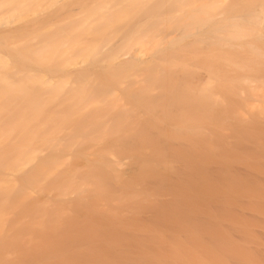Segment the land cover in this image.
<instances>
[{
    "label": "bare ground",
    "instance_id": "bare-ground-1",
    "mask_svg": "<svg viewBox=\"0 0 264 264\" xmlns=\"http://www.w3.org/2000/svg\"><path fill=\"white\" fill-rule=\"evenodd\" d=\"M66 1L78 4V8L73 9L75 12L65 8ZM239 1L237 0L235 3L232 0L229 4H225L224 0H0V25H8H6L8 28H0V39L2 40H0V233L4 231L3 222L5 219L7 220L3 217L2 211L6 206L19 209L22 220L27 217L24 224H28L29 230L45 229V216L60 219L65 216L64 212L73 208L76 210L77 206L85 207L90 197L87 190L92 188L85 181L95 171H97L94 174L95 177H99L101 181H99L101 185L98 186L99 189L97 190L100 191L101 189L104 193L105 189V192L109 194L115 188L112 185L114 184L113 181L110 182L111 178L121 181L120 174L118 175L120 172L116 166L118 158L114 159L112 153L114 151L112 148L115 149L113 144H117L118 140H111L112 144H109V147L113 146L111 149L104 150L100 146L95 149L102 139L101 136L103 138L109 136L107 138L109 140L111 136L120 133L118 136L122 138L119 140L120 143L130 144L132 133L127 139L124 136L126 133H130H128L129 125H132L133 128L138 129L136 135H139V138L137 141L139 140L138 144L141 145L145 142L150 143L149 136H151L152 130L155 128L163 130L158 127L157 121L164 124L163 127L166 131L169 130L166 129V126L172 125L177 133H182L180 135L185 133L193 135L192 132L195 129L207 133V127L206 130L203 129V124L208 123L205 119L213 121V118L218 119L222 115L229 117L238 114L232 120L237 119V117L246 122L250 120V118H246V120L242 117L241 112L244 109L240 110L242 108H238L239 105L233 106L235 103L232 101L239 98L248 100L245 97L246 91L249 94L252 91L253 96V92L256 94L258 90H264V0H242L241 3ZM44 8L45 10L52 8V10L44 13L45 18L38 20L39 16L37 15ZM13 21L18 24H11ZM20 33H23L25 39L22 41L12 39L15 34L19 36L17 34ZM241 92H245V96ZM257 96L258 99L264 97L263 94L261 97L259 94ZM251 101L252 103L245 101L249 110H253L254 107L255 110L259 109L258 104L255 106L253 100ZM262 107L264 106H260V108ZM255 110L254 112H256ZM260 112L259 109V114ZM256 113L255 116L258 115ZM262 115L260 114L263 119H259V115L256 119L263 121L264 116ZM223 118L226 119V117ZM229 119L231 118L229 117ZM257 120L252 119L250 122L257 124ZM221 121L220 125L223 121L224 124L227 122L222 118ZM245 121H241L240 124H251L249 121L247 123ZM228 122L232 124L231 127L235 128L233 121ZM211 123L214 124V122ZM244 124L243 127L246 129L241 126L239 129L240 134L244 135L243 138H250L252 134L257 136V133L262 130L257 129L259 130L257 133L255 130L252 133L255 127L253 126L254 128L249 131L247 130L249 124L246 126ZM260 127L262 128V126ZM82 132H88L87 134L89 132L101 133L100 137H97L100 134H94L93 137L86 134L89 140L92 138L91 142L87 139L90 145L85 144L89 146L88 151L85 150L86 152L83 149L84 152L80 150L83 147L80 146L83 144L81 142L85 135L81 141L78 135ZM176 132L165 138L159 136L162 140L159 143L167 147H163L165 150L173 149V152L172 150L171 152H162V154L166 152L165 155L170 154L166 156L168 159L176 153L174 151L179 152L175 154L177 161L173 160L175 163L179 162L181 167L177 165L179 171L176 170L175 173H185L186 179L178 184V178H173L176 176L171 175L174 173L172 171L174 166L172 165L173 168L166 166V172L162 171L165 175H154L156 177L153 178L155 180L153 184L158 181L157 183L161 184L162 188L166 187L165 192L167 189L170 197H166L168 200L164 199L163 201L158 199L163 203L159 204L153 212L144 208V202L141 203L144 210L140 209L142 213L147 211L148 214L153 213L154 217H157L156 220H159L158 223L162 221L166 223V226L178 229V232L182 233V238L172 236L174 242L164 244L166 240L163 238L164 236L158 239L157 234L156 236L152 234L153 238L156 237L158 240L156 242L158 250L155 251V254L154 252L150 254L144 250L148 245L144 243L148 240H144L141 242L144 244L143 252L133 251L135 248L131 247L133 254L135 252L141 254L133 255L127 252L125 258L123 255L122 261L126 259V263L129 264L130 261L128 262V260H132L136 256L139 260L132 261H137L139 264H260L264 260V212L258 211L260 218L258 219L259 222L255 224L240 222L243 225H249L246 230L238 227L236 221L227 225L219 220L214 222V228L208 227L204 220L211 217L212 214L207 212V209L202 210L200 208L204 209L208 203L215 205V207L221 205L219 194L223 192L215 188V191L212 190V192V187H205L208 182L204 179H207L208 175L205 176L203 168L200 165L197 167L198 163L194 164L191 161V156L185 154L184 151L187 150L189 154L195 155L199 159L202 154L201 158L206 156L205 152L197 147H187L188 142H192L196 138L191 140L184 136L180 137L179 133ZM154 134L158 137V134ZM207 134L210 135V133ZM263 134L261 133V135ZM230 135L235 136L234 134ZM198 136V139L201 137L204 141L209 139L207 136ZM217 137L220 138V136ZM174 139L178 140L177 144ZM183 139L186 140L183 141ZM157 140L159 139L157 138ZM209 141L215 143L212 139ZM218 141L216 142L218 143ZM260 142L262 141H257V143ZM138 144L135 145L138 146ZM169 144H175V149ZM178 144L182 145V150L179 149L181 146ZM220 144L222 143L218 144L219 147ZM177 145L179 147H176ZM199 145L204 148L203 144L200 143ZM213 146L214 144L210 147L214 151L218 150V146L216 150ZM221 146L224 147L223 144ZM253 147V151H257L254 150L257 146ZM89 148H93L91 152ZM196 148L198 152H196ZM261 148L263 149V147ZM193 150L195 151L192 153ZM228 150L229 147L226 146L220 151L223 154L224 152L229 153ZM80 151L83 152L82 156L86 159L82 165H85L86 162L89 163L87 152L95 154L94 161L96 163L92 164L91 162V166L86 164L87 168L81 172L76 171V168L79 169L78 167L68 170L60 167L68 161L70 155H76ZM246 151L249 149L244 150L247 154ZM122 152H127V150ZM132 152L130 153L133 155L136 151ZM232 153L231 151L230 154ZM261 153H264V150ZM254 154L255 159L257 155ZM233 155L235 154L233 153ZM237 155L240 154L237 153ZM163 156L161 155V157ZM259 156H261L260 153L257 157L259 158ZM77 157L81 158L79 155ZM91 158L93 159L92 156ZM173 160L170 159L169 161ZM140 161L134 166V170L139 172L138 177L140 179L146 180V176L155 174V171L159 174L162 173L154 170L157 167L152 164L149 165V162L147 164L142 160ZM201 161L205 164L208 162L213 164V160L210 161L208 157L199 160L200 163ZM190 162L192 164L189 165ZM92 165H95V168ZM120 165L118 164L119 167ZM217 166L211 165L209 167L208 165L207 167L206 165L203 167H207L208 172L212 170L214 176L224 180L222 182H225L227 177L229 179V176L235 173L233 168L236 167L234 165L231 167L233 173L228 172V176L226 175L227 172L224 171L225 166V169L220 164L218 166L220 168ZM227 166L229 167V165ZM246 168L248 167L246 166ZM252 168L254 169V166ZM199 169L200 172L203 171L201 174ZM241 169H237V172L242 171ZM220 170L223 171L220 172ZM111 172L114 174L113 177L110 175ZM77 173L84 176L83 178L80 177L82 182L78 183V180L75 179L78 177ZM220 173H223L226 178L224 179L225 176L222 175L220 178ZM246 175L250 177L247 173ZM167 176L176 179V185H180L183 189L179 190L180 187L178 186H175L179 188L177 192L171 189V184L175 183H169ZM191 176L193 178L200 176L199 178L202 180L199 178L197 180L201 183L194 181V179L190 180ZM136 177V174L132 175L131 181L137 179ZM178 177L180 179L179 175ZM228 179L226 180L227 183L229 182ZM51 180L57 182L54 194L51 192L52 189L46 190L45 193L44 184L46 181L52 182ZM146 181L148 183L149 180ZM152 182L149 181L150 184ZM193 183L194 186L191 185ZM211 183L209 182L208 186ZM128 186L130 185L128 184ZM135 187H137L136 183ZM35 190L41 192V197L34 198L36 195H32V192ZM158 190L155 191L158 193ZM116 191L115 193H117ZM139 197L141 196L139 195ZM239 197L238 195L232 198L231 204L233 206L237 207L236 201H239ZM45 199L47 200L45 201ZM142 199L144 201V198L138 201H142ZM88 204L90 205L91 202ZM141 205L138 204L137 206L141 207ZM148 206L146 204L145 207L148 208ZM77 210L81 211L79 208ZM47 211L50 213L47 214ZM165 211H168V214ZM190 212L194 214L190 215ZM117 213L120 214V212ZM145 213L144 215H146ZM78 214H80L79 211ZM86 214L88 215V213ZM89 214L92 215V213ZM201 215H203L202 220L200 219ZM98 217L100 216L94 218L95 223L99 222V220L96 221ZM197 219L206 224H201V221ZM103 222L105 224L108 221ZM103 222L100 221L103 229L107 228L109 224L104 227ZM73 223L78 227V223ZM100 223L98 224L100 225ZM209 224L211 225V223ZM74 225L73 227L76 229ZM84 226L83 224L82 227ZM224 226L230 231L228 237H237L241 243L226 242L227 235L223 234L219 228ZM98 227L94 229L98 230ZM12 229L14 232L18 230L16 226ZM126 229L129 228L126 227ZM141 236L144 237V235ZM39 244L41 245V242ZM164 245L169 251H166ZM39 247L41 248V246ZM150 247L153 250L155 245ZM40 248L38 251H41L43 255L45 251L42 250L44 248L41 250ZM129 255L131 256L127 259ZM41 261L38 262L37 260V263ZM137 262L132 263L138 264Z\"/></svg>",
    "mask_w": 264,
    "mask_h": 264
},
{
    "label": "rangeland",
    "instance_id": "rangeland-1",
    "mask_svg": "<svg viewBox=\"0 0 264 264\" xmlns=\"http://www.w3.org/2000/svg\"><path fill=\"white\" fill-rule=\"evenodd\" d=\"M232 0H224V2H225V4H229V2H231ZM235 1H237V0H235ZM234 0H233V2H235ZM239 1V0H238ZM242 2V0H240L239 1V3H241ZM235 3H237V2H235ZM65 8L66 9H68L69 11H73V9L74 10H76L77 8H78V4H76V3H74V2H70V1H66L65 2ZM72 6V7H71ZM71 7V8H70ZM45 8L41 11L40 10V12H39V14L37 15V16H39V19L38 20H41V19H43V18H45V14L44 13H46V12H49L50 10H52V8L51 9H46L45 11ZM44 11V12H43ZM78 11V10H77ZM73 12H75V11H73ZM42 15H43V17H42ZM20 23V22H19ZM11 24H16V22H11ZM18 24V23H17ZM16 24V25H17ZM7 25V24H6ZM6 25H4V24H2V25H0V28H8ZM15 26V25H14ZM10 27V26H9ZM12 27H13V25H12ZM17 33H19V32H17ZM21 34V35H20ZM20 34H17V35H19V36H16V34L14 35L15 37H13L12 39L13 40H20V41H22L23 39H25V36H23V33H20ZM2 36V35H1ZM3 36H11V35H3ZM22 36V37H21ZM1 40V39H0ZM2 41V40H1ZM3 51V50H2ZM4 51L5 52H7V50L6 49H4ZM263 72V71H262ZM260 75L262 74V73H259ZM258 75V74H257ZM1 88V87H0ZM262 91H264L263 89L262 90H258L257 92H256V94L258 95L259 94V97H261L262 96V94H263V96H264V92L262 93ZM244 96H245V92L243 93V92H241ZM246 99H248V100H244V99H238V100H233L232 102L233 103H235V104H233V106L234 105H239V107L238 108H242V109H240V110H243L244 109V111L243 112H241L238 108H237V110H239L241 113H242V117L243 118H250V120H247V122L249 121H252V119H254V120H257L256 118H258V115H259V119L260 118H262L261 116H260V114L262 115V113H264V107H262V108H260V106H264V97H262V98H257L258 96L255 94V92H253V96H256L255 98L252 96V91H251V95L249 94V92H247L246 91ZM260 93H262L261 95H260ZM262 99V100H261ZM251 100H253V102L255 103V106H257V104H258V107H259V109H260V111L262 112H260V114H259V109H257V110H255V107L253 108V110L252 109H250L249 110V106H247V104H246V102L245 101H247V103L249 102V103H252V101ZM240 101H241V104H240ZM244 103H243V102ZM261 101V102H260ZM259 102V103H258ZM238 103V104H237ZM243 103V104H242ZM261 104V105H260ZM236 106V107H237ZM247 107V108H245V107ZM244 107V108H243ZM247 109H248V111H247ZM254 110L257 112H254ZM255 113L256 114H258L257 116H255ZM238 115V114H237ZM237 115H234V116H237ZM234 116H229L231 119H229V117L228 116H219L218 117V119H215V118H213V121L211 120V119H205V121L206 122H208V123H204L203 124V129L204 130H208L207 131V133H210V135H208L207 133H205V132H200V131H198V129H195V130H193L194 132H195V134H194V132H192L193 133V135L192 134H186V136H185V134L184 135H180V133L181 132H178L179 133V136L181 137H186V138H190L191 140H193L192 138H196L197 140H199V141H201L202 140V142H199V141H194V140H196V139H194L192 142H194L193 144H191L192 142H188V145H187V147L188 146H193L194 148L195 147H197L198 149H200V150H202L203 152H205V157H208V158H210V161L211 160H213L212 162H213V164L210 162H208V164H205V163H202V161H201V163L199 162V160L201 159H204L205 157H203V158H201V156H203V154L200 156V159L197 157H195V155H191V154H189L188 153V151L186 150V151H184L185 152V154L187 155V156H191V161L194 163V164H197V167L200 165L201 166V168H203V170L205 171L204 173H205V176L206 175H208L207 176V179H204L206 182H212L211 184H212V186H210L211 184H209V186H208V183H206L205 184V187H212L211 188V191L213 190V191H215V189L216 190H219V191H221V192H223V193H220L219 194V196H220V200H221V205H217L216 207H215V205H213V204H211V203H208V206L207 205H205V208L203 209V208H200V209H202V210H205V209H207V212H209L210 214H212V216L211 217H207L205 220H204V222H207V226L208 227H213L214 228V222H216V221H223V223L224 224H230V222H237L236 224H238L237 226L238 227H240V228H242V229H244V230H246V228H249V225L248 224H245V225H243V223H240V222H243V221H245V222H249V223H253V224H255V223H257V222H259V213H258V211H260V212H264V177L262 178V176H264V173H262V172H264V155H262V154H264V153H261L262 152V150H264V134H263V130H264V127H263V125H264V120L263 121H259V120H257V124H256V122L255 123H251V124H249V123H247L244 119H242V118H240V117H237V119H235V120H232V119H234V118H236V117H234ZM240 116V115H239ZM262 116H264V114L262 115ZM223 117H226V119H224ZM234 117V118H233ZM221 118L223 119V120H226L225 122L227 123H225L224 124V121H223V123H221L222 125H220V122H222L221 121ZM263 119V118H262ZM210 120H211V122H214V124L213 123H211L210 122ZM218 120V121H217ZM220 120V121H219ZM228 121H233V126L235 127V128H233V127H231L230 125H232L230 122H228ZM241 121H245L247 124H249L248 126H247V130H249V131H251L254 127L256 128H254L253 129V131H252V133L254 132V130L256 131V133H257V131H259L260 129H262V130H260L259 132H260V134H259V132L257 133V136L256 135H254V134H252L251 132V134L253 135H251V137H250V135H248L250 138H243V134H240V132H239V129H241V127H243V124L241 125L240 123H241ZM260 122H261V124H260ZM210 123V124H209ZM217 123V124H216ZM228 123H230L229 124V126H227L228 125ZM157 124H158V127L160 128V129H163L164 130V124L162 123V122H160V121H157ZM207 124V125H206ZM216 124V125H215ZM238 124H240V125H238ZM246 124V125H247ZM263 124V125H262ZM209 125V126H208ZM245 124H244V126H246ZM262 126V128L260 127V126ZM166 126V125H165ZM237 126H239V127H237ZM241 126V127H240ZM254 126V127H253ZM257 126H258V128H257ZM167 128L166 129H169V130H158L157 128H155L154 130H152L153 132L151 133V136H149V142L150 143H148V142H145V143H143V144H138L139 143V140L137 141V139L139 138L138 136L139 135H136L137 134V131H138V129H135V128H133L132 127V125H129V129L130 130H128V133L129 134H127L126 133V135L124 136V138H126L127 139V137L129 136V135H131V133H132V135L130 136V138L132 139V141L130 142V144L128 143V144H122V143H120L121 141H119V140H121L122 138L121 137H118V136H120V133H118L116 136H111L110 137V139L108 140L107 138L109 137V136H107V137H104L103 138V136H101V133L99 132V133H92V132H89V134H87L88 132H82L80 135H78V137H80V141L83 139L82 137H84V135H85V137H84V139L82 140V142L81 143H83V144H81V146L80 147H82L80 150H86V151H88L87 149H88V147L89 146H86L85 144H89L90 145V142L92 141V138H91V140H89V138H88V136L89 137H91V135H92V137H93V135L95 134V135H98V134H100V135H98L97 137H100L101 136V140H103L102 142H101V140H100V142L96 145V148L95 149H98V147L100 146V148H103L104 150H108V149H111V147H113L114 146V148L115 149H113L112 148V150H114L112 153H113V155H114V159H117V168H118V170H119V172L120 173H118V175L120 176V180L121 181H119L118 179L116 180V179H112L111 178V181L110 182H112V183H114V184H112L113 185V187H115L113 190H111V188H109L110 190H111V192H109V194H107L106 192H105V189H104V193L101 191V189H100V191H98L97 189H99L98 188V186L99 185H101V181H100V178L99 177H95V173L97 172V171H95V173L94 174H92V176H90V178L89 179H87V181H85V183H89V187H92V188H90L89 190H87V192H89L88 194H89V198H88V202L86 203V206L84 207H81L80 208V206L78 207H76L75 209L76 210H70V211H68V212H64V214H65V216L64 217H62V218H60V219H54V217H49V219H48V217H46L45 216V229H42V230H29L28 228H29V226H28V224H24V222H26V220H27V217L26 218H23V220H22V217H21V215H20V213H19V209L17 210V208H10V207H5L2 211H3V214H4V218H7V220L5 219V221L3 222V228H4V231L3 232H1L0 233V264H21V263H23V264H123V262H124V264L127 262V260L126 259H124V261H122L123 260V258H125L127 255L126 254H128L127 252H129V254L130 253H132V248L134 249L133 251H136L137 250V252H138V250H139V252L141 251V252H143V249H144V244L143 243H141V242H144V240L146 241V240H148V241H146V242H144V243H147L148 245H147V247H145V251L146 252H149L150 254H153V252H154V254H155V251L156 250H158L157 249V247H156V242L158 241L157 239H156V237H154L153 238V235L154 236H156V234L159 236V237H157L158 239L159 238H161L162 236H164L163 238L164 239H166L165 240V242H164V244H167L168 242H169V244H172L173 242H174V240L172 239L173 237L172 236H174V237H176V236H179L180 238H182V233H179L178 232V229H176V228H171V227H169L168 225L166 226L165 224L166 223H164V222H162V221H160V223H158L159 222V220H156V218L154 217V214L153 213H151V212H153L154 211V209L160 204H162L163 202H161V201H159V200H164V199H166V200H168L167 198H169L170 196L168 195V192H167V189H166V192H165V188L166 187H163L162 188V185L161 184H159V183H155V184H153L154 183V177H156V176H154V175H158V176H163V175H165L164 174V172H166V169L167 168H165L166 166L167 167H172L173 168V166H174V170L172 169V171H174V173H171V175L172 176H176V177H173V178H178V184L182 181V180H184V179H186V176L184 175L185 173H183V174H176L175 173V171L176 170H178L179 171V169H177V167L178 166H180L181 167V164L179 163V162H177V163H175V161L174 160H176L177 161V158L175 159V154L177 153H179V152H177V151H174V152H176L173 156H171V157H169V159L166 157L167 155H165L166 154V152L168 151V152H171V150H172V152H173V149H171V148H168V150H165V148H167V147H165V146H163L162 144H160L159 142L160 141H162V140H160V137L159 136H161V137H167L168 135H172V134H174L176 131L174 130V128H173V126L171 125V126H166ZM207 127V128H206ZM209 127V128H208ZM226 127V128H225ZM206 128V129H205ZM243 128H245V127H243ZM216 129V130H215ZM220 130V132H219V130ZM246 129V128H245ZM257 129H259V130H257ZM210 130V131H209ZM213 130V131H212ZM218 130V131H217ZM233 130V131H232ZM244 129H242V131H243ZM175 131V132H174ZM228 131V132H227ZM241 131V130H240ZM245 132H246V130H244ZM134 132H135V134H134ZM170 132V133H169ZM230 132V133H229ZM154 133H156V134H158V137L154 134ZM168 133V134H167ZM172 133V134H171ZM177 133V132H176ZM177 133V134H178ZM242 133V132H241ZM261 133L263 134V135H261ZM88 136H87V135ZM167 134V135H166ZM182 134V133H181ZM207 134V135H206ZM230 134H234L235 136H233V135H230ZM247 134H249V133H247ZM152 135L154 136L153 138H152ZM191 135V136H190ZM194 135H196L195 137H194ZM197 135H199V136H202V137H204V136H207V137H209V139L208 140H206L207 141V143H209V144H207L206 143V141H204L203 139H201V137H200V139H198L197 138ZM229 135V136H228ZM156 136V137H155ZM190 136V137H189ZM198 136V137H199ZM217 136H220V138L219 137H217ZM247 136V135H246ZM116 137V138H115ZM169 137V136H168ZM225 139H224V138ZM86 138V139H85ZM157 138L159 139V140H157ZM163 138V139H164ZM206 138V137H205ZM214 138V139H213ZM79 139V138H78ZM90 141H88V140ZM105 139H107V140H105ZM113 139H117L118 140V143L117 144H113V146L111 145L110 147H109V144H112L111 143V140H113ZM130 139V140H131ZM210 139H212V141H214L215 143H217L216 141H218V140H222V141H218V143L217 144H215V143H213V142H211V141H209ZM156 140V141H155ZM175 141H176V139H174ZM184 140H186V139H183V141ZM226 142H225V141ZM242 140V141H241ZM259 140H261L262 142H260V143H257V141L259 142ZM85 141H87V142H85ZM178 141V140H177ZM177 141L175 142L176 144H177ZM209 141V142H208ZM236 141H237V143H236ZM138 144V146H136L135 144ZM157 142V143H156ZM170 143H172L171 141H170ZM174 143V142H173ZM203 144V146H204V148H202V146H200L199 144ZM210 143H212V145L214 144V146H213V148H215V150L218 148V150H216V151H214V149H212L210 146H212V145H210ZM219 143H222L223 145H224V147H229V153L227 154L226 152H224L223 154H221L222 152V150H223V148H222V144H220V147H219ZM255 143V144H254ZM133 144V145H132ZM226 144V145H225ZM260 144H261V146H260ZM103 145H105V146H103ZM132 145V146H131ZM140 145V146H139ZM156 145H158V146H156ZM168 145V144H167ZM175 145V144H174ZM174 145H171V144H169V146H173L174 147ZM179 145V144H178ZM176 146V147H179V146H181V148H179L180 150H182V145H179V146ZM245 145H246V149H245ZM249 145V146H248ZM103 146V147H102ZM115 146H119V147H115ZM120 146H122V147H120ZM131 146V147H130ZM161 146V148H158V147H160ZM168 146V147H169ZM218 146V147H217ZM243 146V148L241 149V147ZM253 146H257L254 150H257V151H253ZM258 146H260V147H258ZM79 147V148H80ZM106 147H107V149H106ZM156 147V149H154ZM163 147H165V148H163ZM186 147V146H185ZM186 147V148H187ZM217 147V148H216ZM250 147V148H249ZM252 147V148H251ZM261 147H263V149L261 148ZM117 148V149H116ZM148 148V149H147ZM163 148V149H162ZM195 149L196 150V152H198V149ZM208 150H207V149ZM220 148V149H219ZM247 148L249 149V151H250V153H249V151H246V152H248L247 154L244 152V150H247ZM91 149H93V148H89V151L91 152L92 150ZM151 149V151H149ZM162 149V150H161ZM174 149H175V147H174ZM178 149V148H177ZM190 149H192V148H190ZM251 149V150H250ZM82 150V151H83ZM124 150H127V152H122V151H124ZM134 152V151H136V152H134V154L132 155L130 152ZM142 152H141V151ZM155 150V151H154ZM195 150H193L192 151V153L195 151ZM221 150V151H220ZM226 150V149H225ZM259 150V151H258ZM82 151H80L79 153H76V155H70L69 156V159H68V161L67 162H64L63 163V165H61L60 167L61 168H63L64 170L65 169H75L76 167H78L79 169H77L76 168V171L77 172H81V171H84L86 168H87V165H89V166H91V162H92V164H94V163H96L95 161H94V158H95V154H90V153H88L87 152V156H88V159H87V161L89 162L88 164H87V162H86V164L85 165H82V163L84 164L85 163V161H86V159L82 156L83 155V152ZM85 151V152H86ZM94 151V150H93ZM111 151V150H110ZM164 151H166L165 152V154H162V152H164ZM190 151V150H189ZM220 151V152H219ZM233 152L235 155H233V153L232 154H230V152ZM251 151H253V152H251ZM81 152H82V154H81ZM132 152V153H133ZM157 152V153H156ZM200 152V151H199ZM202 152V153H203ZM258 152V153H257ZM237 153L238 154H240V155H237ZM242 153V154H241ZM244 153V154H243ZM252 153V154H251ZM253 153H255L257 156L259 155V153L261 154V156H259V158L256 156V158H258V159H254V156H253ZM154 154V155H153ZM209 156H208V155ZM229 154H230V156H229ZM254 154V155H255ZM79 155V157H81V158H78L77 156ZM161 155L163 156V157H161ZM170 155V154H169ZM197 155V154H196ZM242 155H244L243 157H241ZM250 155V156H249ZM91 156L93 157V159L91 158ZM198 156H199V153H198ZM157 157V158H156ZM173 157V158H172ZM239 157H241V158H239ZM160 158V159H159ZM125 159H127V160H125ZM168 159V160H167ZM170 159H174L173 161H169ZM197 159H199V160H197ZM217 161H219L218 163L216 162V160ZM261 159V160H260ZM140 160H142L143 162H145V163H147V164H149V165H154V166H156L157 168L156 169H154V170H157V171H160V172H162V171H164V172H162V173H160L159 174V172H156L155 171V174H151V175H147L146 176V180L148 179L150 182H152V184H150L149 183V181H148V183H147V181L146 180H144V179H140L139 177H138V175H139V172L138 171H135L134 170V166L136 165L135 163H137V162H141ZM159 160V161H158ZM166 162H165V161ZM122 161H124V162H122ZM208 161V160H207ZM249 161H251V162H249ZM80 162V163H79ZM149 162V163H148ZM196 162V163H195ZM204 162V161H203ZM206 162V161H205ZM214 162H216V163H214ZM249 162V164H247L246 165V163H248ZM260 162V163H259ZM262 162V163H261ZM122 163V164H121ZM126 163V164H125ZM162 163H164L163 165H162ZM118 164L120 165V167L118 166ZM156 164V165H155ZM189 165L190 164H192L191 162L190 163H188ZM219 164H220V166H225L226 167V169H225V167H224V169H223V167H222V169L225 171V172H227L226 173V175L227 174H229L228 172H230V173H233L232 171L234 170V172L235 173H233V174H231V176H229V179H228V177L226 178V176L225 175H223V173H220V178H221V175L222 176H225V177H223L224 179L226 178V180L228 179V183H227V181L225 180V182H222V181H224V180H222V179H219L218 177H216V176H214V174H213V171L212 170H209V172L207 171L208 169H207V167H208V165H209V167L211 166V165H218L219 166ZM244 164V165H243ZM252 164V165H251ZM256 164V165H255ZM82 165V166H81ZM130 165H132L131 167H132V169H131V167H130ZM173 165V166H172ZM178 165V166H177ZM206 166L207 165V167L205 168V167H203V166ZM227 165H229V167L227 166ZM233 165H234V167H236L237 169H241L242 167V171H240L239 170V172H237L238 170L236 169V168H233V170H232V168L231 167H233ZM86 166V167H85ZM94 166V168H95V165H92V167ZM124 166V167H123ZM160 166V167H159ZM194 166V165H193ZM199 166V167H200ZM217 166V167H218ZM246 166L249 168H246ZM254 166V169L252 168ZM216 167V169H218V168H220V167H218L217 168ZM259 167V168H258ZM200 168V169H201ZM215 168V167H214ZM255 168H258V169H255ZM200 169H199V172H200ZM227 169H228V171H227ZM252 169V170H251ZM91 170V169H90ZM137 170V169H136ZM223 170H220V172L221 171H223ZM248 172H247V171ZM254 170V171H253ZM258 170H261L260 172H257ZM92 171H93V169H92ZM131 171V172H130ZM178 171H177V173H178ZM246 171V172H245ZM137 172V173H136ZM181 172V171H180ZM198 172V173H199ZM201 172H203V171H201ZM201 172H200V174H201ZM251 172V173H250ZM158 173V174H157ZM203 173V174H204ZM246 173L250 176V177H248L247 175H246ZM262 173V174H261ZM78 174V177H76L75 179L76 180H78L77 182L79 183V182H82L83 180H82V178L84 177L83 175H80L81 173H77ZM125 174H126V176H125ZM128 174V175H127ZM136 174V178L137 179H133V181H131V179H132V175H135ZM225 174V173H224ZM243 174V175H242ZM257 174V175H256ZM93 175H94V178H92L93 177ZM112 177H113V173L111 172V174H110ZM124 175V176H123ZM178 175L180 176V179H179V177H178ZM194 175H196V174H194ZM193 175V176H194ZM199 175V174H198ZM234 175V176H233ZM240 176V178H239V176ZM255 175V176H254ZM193 176H191L192 178H189L190 180L191 179H194V181H198L197 179L200 177V176H196V177H194L193 178ZM202 176V175H201ZM228 176V175H227ZM80 177H82L81 179H80ZM121 177H122V179L123 180H127V181H123L122 179H121ZM125 177V178H124ZM130 177H131V179H130ZM150 177V178H149ZM165 177V176H164ZM168 178H169V180H168V182L169 183H171V182H173V183H175V182H177L176 181V179L174 180L171 176L169 177V176H167ZM183 177V178H182ZM154 178V179H153ZM166 178V177H165ZM196 178V179H195ZM202 178V177H201ZM259 178V179H258ZM151 179H153V180H151ZM173 179V180H172ZM200 179V178H199ZM212 179V180H211ZM216 179V180H215ZM236 179V180H235ZM242 179V180H241ZM91 180V181H90ZM144 180V181H143ZM161 180V179H160ZM200 180H202V179H200ZM233 180V181H232ZM249 180V181H248ZM52 182H50V181H46L45 182V184H44V186H45V193H46V190L48 191L49 189H52L51 190V192H52V194H54L55 192L54 191H56L55 189H56V186H57V182H55V181H53V180H51ZM89 181V182H88ZM100 181V182H99ZM124 183H123V182ZM142 181L143 182H145L144 184L142 183ZM243 181H244V184H243ZM140 182H141V184H140ZM199 182V181H198ZM203 182V181H202ZM134 183V184H133ZM135 183L137 184V187H135ZM139 183V184H138ZM199 183H201V182H199ZM227 183V184H226ZM230 183V184H229ZM117 184V185H116ZM128 184L130 185V186H128ZM150 184V185H149ZM157 184V185H156ZM177 183H175V184H171V189H174L176 192L177 191H179V190H182L183 188H181L180 187V185H176ZM182 184V183H181ZM116 185V186H115ZM126 185V186H125ZM151 185H152V187H151ZM192 186H194V183L193 184H191ZM175 186H178V187H180V189L178 188V187H175ZM230 186H234L233 188L232 187H230ZM112 187V186H111ZM140 187V188H139ZM239 187V188H238ZM118 190H117V189ZM152 188H153V190H152ZM155 188H157V189H155ZM158 188H159V190H158ZM162 188V189H161ZM215 188V189H214ZM235 188V189H234ZM236 188H238L237 190L238 191H236ZM120 189V190H119ZM161 189V190H160ZM179 189V190H178ZM117 190V191H116ZM128 190V191H127ZM134 191V192H131V191ZM155 190H158V193H160V194H158ZM174 190H172L173 192H175ZM235 190V191H234ZM242 190V191H241ZM37 191V192H36ZM115 191L117 192V193H115ZM127 191V192H126ZM130 191V192H129ZM212 191V192H213ZM248 191V192H247ZM94 192V193H93ZM100 192V193H99ZM129 192V193H128ZM162 192V193H161ZM33 194L32 195H36L34 198L36 199V198H38V197H41V192H39L38 190H35V191H33L32 192ZM102 193V194H101ZM106 193V194H105ZM118 193H119V195H118ZM128 193V194H127ZM134 193V194H133ZM165 193H167V194H165ZM95 194V196H93ZM101 194V195H100ZM156 194H158V195H156ZM162 194V195H161ZM165 194V195H164ZM217 195H218V193H216ZM255 194V195H254ZM38 195V196H37ZM46 195V194H45ZM107 195V196H106ZM114 195H115V197H114ZM139 195L141 196V197H139ZM144 195V196H143ZM240 196L239 197V201H236V204H237V207L236 206H233L232 204H231V201H232V198H234L235 196ZM98 196H102V197H98ZM95 197V198H94ZM113 197V198H112ZM167 197V198H166ZM98 198H100V199H98ZM129 198V199H128ZM141 200V198H144V201H143V199H142V201H138L139 199ZM157 199V200H156ZM159 199V200H158ZM47 199H45V201H46ZM91 200V201H90ZM165 200V201H166ZM201 200V199H200ZM146 201H149V202H146ZM91 202V204L89 205L88 203H90ZM139 202V203H138ZM143 202H144V208L147 210L148 209V211H150V210H152L149 214L146 212H143L142 213V211H141V209H143L144 210V208H142L143 207V205H141V203L143 204ZM154 202V203H153ZM161 202V203H160ZM137 203V204H136ZM149 203V204H148ZM139 204V206L141 205V207H139V206H137ZM146 204H147V206H148V208H146L145 206H146ZM156 204V205H155ZM98 205V206H97ZM94 206H95V208H94ZM112 206V207H111ZM152 206V207H151ZM219 206V207H218ZM98 207V208H97ZM138 207V208H137ZM81 209V211L80 210H77V209ZM83 208V209H82ZM126 208V209H125ZM129 208V209H128ZM141 208V209H140ZM13 209V210H12ZM86 209H88V210H85ZM118 209V210H117ZM200 209H198V211H200ZM48 210V209H47ZM83 210H84V212H83ZM137 211V212H135V211ZM139 210V211H138ZM145 210V211H146ZM255 210H257V211H255ZM6 211V212H5ZM13 211H15V212H13ZM49 211V210H48ZM47 211V214H49L50 212H48ZM66 211V210H65ZM76 211V212H75ZM78 211L80 212V214H78ZM97 211V212H96ZM95 212V213H94ZM117 212H120V214L119 213H117ZM122 212V213H121ZM125 212V213H124ZM165 212H167V214H168V211H165ZM170 212V211H169ZM194 212V211H193ZM193 212H190V215H192V213ZM77 213V214H76ZM86 213H88V215L86 214ZM89 213H92V215L91 214H89ZM117 213V214H116ZM144 213L146 214V215H144ZM86 214V215H85ZM137 214V215H136ZM194 214V213H193ZM45 215H46V212H45ZM74 216V218H73V216ZM91 215V216H90ZM94 215V216H93ZM100 216V217H102V218H100V217H98V219L96 220L97 222H98V220H99V222L98 223H100V221H105L106 222V220L108 221L107 223H105L104 224V222H103V224H104V227L106 226V224H109V225H107V228L105 227L104 229H103V225H102V223H100V225L98 224V223H95V219L94 218H97V216ZM107 215H109V216H107ZM121 215H123V216H121ZM8 216V217H7ZM116 216V217H115ZM146 216V217H145ZM66 217V218H65ZM77 217H78V219L80 220V225H79V220L77 219ZM115 217V218H114ZM136 217V219H134ZM140 217V219H138ZM261 217H263V216H261ZM73 218V219H72ZM100 218V219H99ZM105 218V219H104ZM146 218V219H145ZM195 218V220H196V217H194ZM202 218H203V215H201V217H200V219L202 220ZM48 219V220H47ZM72 219V220H71ZM92 219H94V220H92ZM67 220H69V221H67ZM76 220V221H75ZM77 220H78V222H77ZM147 220V221H146ZM198 221H201V220H199V219H197ZM207 220V221H206ZM240 220V221H239ZM32 221H33V218H32ZM69 222H71L73 225H74V223L73 222H76V223H78L77 225H78V227H80V228H78L77 226H75L76 227V229L73 227V225L71 224V223H69ZM162 222V223H161ZM195 222V221H194ZM197 222V221H196ZM204 222L203 221H201V224H203V225H205L204 224ZM68 223V224H67ZM75 223V224H76ZM92 223V224H91ZM209 223H211V225L209 224ZM262 223V222H261ZM264 223V222H263ZM262 223V224H263ZM85 225L84 227H82V225ZM88 224V225H87ZM135 224V225H134ZM261 224V225H262ZM12 225V226H11ZM24 225V226H23ZM61 225V226H60ZM62 225H64L63 227H62ZM95 225H97V226H95ZM102 225V226H101ZM16 226V229H18L17 231H13L14 229H12L13 227H15ZM28 226V227H27ZM72 226V227H71ZM88 228H87V227ZM99 226V227H98ZM110 226V227H109ZM132 226H133V228H132ZM93 227V228H92ZM99 228L98 230H100V231H98L97 229L95 230L94 228ZM102 227V228H101ZM126 227H128L129 229H126ZM137 227V228H136ZM139 227V228H138ZM211 227V228H212ZM264 227V226H263ZM60 228V229H59ZM66 228V229H65ZM86 228V229H85ZM109 228H110V230H109ZM136 228V229H135ZM220 229H221V231L223 232V234H225V235H227V237H226V242H228V243H234V244H237V243H241V240L240 239H238L237 237L236 238H233V236H229L228 237V235H230V231H229V229H226V226H224V227H219ZM15 229V230H16ZM36 229V228H35ZM82 229V230H81ZM83 229H85V230H83ZM88 229V230H87ZM161 229V230H160ZM172 229V230H171ZM29 230V231H28ZM109 230V231H108ZM66 231V232H65ZM86 231V232H85ZM98 231V232H97ZM77 232V233H76ZM102 232V233H101ZM5 233V234H4ZM11 233V234H10ZM74 233V234H73ZM99 234H101V235H99ZM153 234V235H152ZM68 235H70V237H68ZM141 235H144V237H142ZM145 235H148L149 236V238H148V236H146L145 237ZM66 236V237H65ZM74 236H75V238H74ZM107 236V237H106ZM68 237V238H67ZM64 238V239H63ZM78 238V239H77ZM94 238V239H93ZM29 239H32V241H29ZM92 239V240H91ZM96 239V240H95ZM234 239V240H233ZM6 240V241H5ZM154 240V242H155V244H154V242H152V241ZM161 240V239H160ZM61 241V242H60ZM152 243H151V242ZM41 242V245L39 244L38 245V243H40ZM73 242V243H72ZM80 242V243H79ZM94 242V243H93ZM64 243V244H63ZM75 243H76V245H75ZM98 243V244H97ZM142 245H141V244ZM9 244V245H8ZM11 244V245H10ZM97 244V245H96ZM153 246V245H155V247H154V249L153 250H151L152 248L150 247L151 245ZM38 245V246H37ZM61 245V246H60ZM65 245V246H64ZM93 245V246H92ZM249 245H252V244H249ZM3 246V247H2ZM26 246V247H25ZM38 248H37V247ZM39 246H41V248L39 247ZM43 246V247H42ZM92 246V247H91ZM141 248H140V247ZM165 246V245H164ZM33 247V248H32ZM66 247V248H65ZM132 247V248H131ZM168 247V246H167ZM24 248H26V249H24ZM29 248H32L31 250L29 249ZM34 248H36V249H34ZM40 248V250L41 249H43L42 251H45L44 253H43V255H42V253H41V251H38V249ZM125 248V249H124ZM146 248H148L147 250H149V251H147L146 250ZM25 250V252H24V250ZM28 249V250H27ZM48 249V250H47ZM57 249V250H56ZM130 250V251H127V250ZM165 249H166V251H169L168 250V248H166V246H165ZM27 250V251H26ZM32 250H34V251H32ZM37 250V251H36ZM105 250V251H104ZM29 251V252H28ZM30 251H32L31 253H30ZM112 252V253H111ZM23 253V254H22ZM25 253V254H24ZM28 253V255L26 256V254ZM34 253V254H33ZM51 253V254H50ZM30 254V255H29ZM41 255V257H40V255ZM49 254V255H48ZM117 254V255H116ZM121 254V255H120ZM133 254V253H132ZM137 254H141V253H134L133 255H137ZM123 255H124V257H123ZM26 256V257H25ZM131 255H129L128 256V258L127 259H129V257H130ZM19 257V258H18ZM116 257V258H115ZM123 257V258H122ZM132 257H134V256H132ZM132 257H131V259H132ZM136 257V256H135ZM134 257V258H135ZM16 258H18V259H16ZM21 258V259H20ZM35 258V259H34ZM38 258V259H37ZM132 259V260H136L137 259V257L135 258V259ZM24 261H23V260ZM26 259V260H25ZM49 259V260H48ZM66 259V260H65ZM16 260V261H15ZM17 260L19 261V263L17 262ZM32 262H31V261ZM37 260H38V262L39 261H41L40 263H37ZM64 260V261H63ZM103 260H105V261H103ZM126 260V261H125ZM132 260H128V262L130 261L131 262V264H133L132 262H134V263H136L137 261H132ZM137 260H139V258L137 259ZM21 261H23V262H21ZM26 261V262H25ZM21 262V263H20ZM98 262V263H97ZM107 262V263H106ZM130 262H129V264H130ZM138 263V262H137ZM126 264H128V263H126ZM139 264V263H138ZM142 264V263H141ZM260 264H264V260H262V262L260 263Z\"/></svg>",
    "mask_w": 264,
    "mask_h": 264
}]
</instances>
